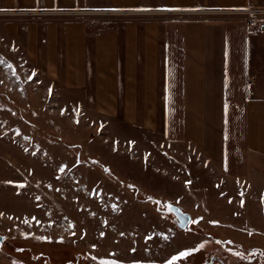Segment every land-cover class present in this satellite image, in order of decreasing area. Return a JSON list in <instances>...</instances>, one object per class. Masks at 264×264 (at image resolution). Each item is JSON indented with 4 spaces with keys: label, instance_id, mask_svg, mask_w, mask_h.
<instances>
[{
    "label": "rangeland",
    "instance_id": "obj_1",
    "mask_svg": "<svg viewBox=\"0 0 264 264\" xmlns=\"http://www.w3.org/2000/svg\"><path fill=\"white\" fill-rule=\"evenodd\" d=\"M72 100L0 36V264L144 259L153 225L176 224L170 205L189 215L176 237L187 255L172 264H264V161L255 179L232 181L195 151Z\"/></svg>",
    "mask_w": 264,
    "mask_h": 264
},
{
    "label": "crops",
    "instance_id": "obj_2",
    "mask_svg": "<svg viewBox=\"0 0 264 264\" xmlns=\"http://www.w3.org/2000/svg\"><path fill=\"white\" fill-rule=\"evenodd\" d=\"M247 10L264 0H0V36L81 109L246 182L264 161V13L233 14ZM182 232L154 224L144 259L103 260L172 264L188 249Z\"/></svg>",
    "mask_w": 264,
    "mask_h": 264
},
{
    "label": "water",
    "instance_id": "obj_3",
    "mask_svg": "<svg viewBox=\"0 0 264 264\" xmlns=\"http://www.w3.org/2000/svg\"><path fill=\"white\" fill-rule=\"evenodd\" d=\"M169 211L173 213L175 219H176V225L180 229H185L187 225L189 224V215L182 213L181 210L174 205L169 206ZM4 240V237L0 235V245L2 244Z\"/></svg>",
    "mask_w": 264,
    "mask_h": 264
},
{
    "label": "built area",
    "instance_id": "obj_4",
    "mask_svg": "<svg viewBox=\"0 0 264 264\" xmlns=\"http://www.w3.org/2000/svg\"><path fill=\"white\" fill-rule=\"evenodd\" d=\"M264 13V11L260 12V11H236L233 14H237V15H241V16H248V15H254V14H261ZM259 27H264V23H259L258 25Z\"/></svg>",
    "mask_w": 264,
    "mask_h": 264
},
{
    "label": "snow or ice",
    "instance_id": "obj_5",
    "mask_svg": "<svg viewBox=\"0 0 264 264\" xmlns=\"http://www.w3.org/2000/svg\"><path fill=\"white\" fill-rule=\"evenodd\" d=\"M241 206H243V204ZM0 215H2V214H0ZM184 255H187V253H182L181 254V256H184Z\"/></svg>",
    "mask_w": 264,
    "mask_h": 264
}]
</instances>
